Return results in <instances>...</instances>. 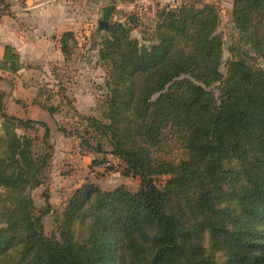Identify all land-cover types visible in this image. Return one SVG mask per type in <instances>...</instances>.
Here are the masks:
<instances>
[{
	"label": "trees",
	"instance_id": "trees-1",
	"mask_svg": "<svg viewBox=\"0 0 264 264\" xmlns=\"http://www.w3.org/2000/svg\"><path fill=\"white\" fill-rule=\"evenodd\" d=\"M233 18L239 42L226 73L214 2L161 6L147 42L133 35L142 25L137 8L102 23V117L43 85L45 99L34 102L50 113L67 109L80 153L110 152L124 176L140 178L136 192L76 188L57 235L45 234L47 209L32 196L51 156L37 149L36 125L46 128L43 145L48 127L8 113L0 91V264H264V68L253 63L264 60V0H233ZM60 43L66 62L51 73L61 89L72 80L67 62L78 40L67 31ZM0 65L16 72L19 55L8 47ZM168 139L188 157L171 159ZM98 157L93 164L104 163ZM161 176H170L163 186Z\"/></svg>",
	"mask_w": 264,
	"mask_h": 264
},
{
	"label": "crops",
	"instance_id": "crops-1",
	"mask_svg": "<svg viewBox=\"0 0 264 264\" xmlns=\"http://www.w3.org/2000/svg\"><path fill=\"white\" fill-rule=\"evenodd\" d=\"M137 1L3 0L5 11L0 15V63L4 61L6 50L10 47L19 55L20 69L13 72L2 68L0 65V88L6 91L4 102L9 108L8 113L43 122L48 127L46 144L43 146L53 152L50 163L52 175L57 173L58 168L62 166L61 161L55 155L58 152H63V158H65L72 152L80 153V138L75 133L69 132L72 124V117L69 113L65 110L50 113L42 105L35 103L34 100L43 101L45 99L42 87L47 81L49 82L48 86L54 88V92L60 90L71 100L73 98L72 105L79 112L95 114L92 108H94L97 98L95 90L87 85L86 78L95 77L96 71L89 67V69H83V64L87 61L86 55L90 53V48L99 58L100 41L94 42L96 40L94 34L96 22L101 29L102 22L107 21L106 17L108 16L124 20L129 12L137 8ZM155 1L161 7L179 4L182 0L175 2L172 0ZM67 31L75 33L78 47L76 53L67 62L72 70V80L65 82L63 84L64 89H60L51 70L52 65H64L66 62L60 39ZM139 34V28L134 29L133 35L139 38ZM98 35H100L101 40V34ZM82 42L86 47L85 52H80L83 49ZM93 42L96 45L91 46ZM57 98L51 102L54 106H58L59 99ZM36 126L38 128V142L43 144L42 139L46 128L40 123ZM64 128L68 131L65 132ZM80 156L85 161V165L86 156L91 157V154ZM92 156L91 160L96 157ZM64 184L65 181L61 185ZM49 190L51 196L49 203L54 205L53 199L56 200V196L60 195L61 190L58 191L56 185H50Z\"/></svg>",
	"mask_w": 264,
	"mask_h": 264
},
{
	"label": "rangeland",
	"instance_id": "rangeland-1",
	"mask_svg": "<svg viewBox=\"0 0 264 264\" xmlns=\"http://www.w3.org/2000/svg\"><path fill=\"white\" fill-rule=\"evenodd\" d=\"M175 1L176 0H172V2ZM207 1L214 2L218 7L219 21H220L218 31L222 33L224 38L223 59H222L223 63L221 66V71L223 73H226L227 63L231 58L230 47L233 44H237L239 42V31L235 26V22L233 18V0H207ZM99 18L102 17L99 16ZM106 20L109 22V21H116L119 19L118 18L114 19L113 16H108L106 17ZM140 20L142 24L145 25L141 26V28L138 27L140 30V34L138 36L142 42H147L145 39L150 37L149 32L153 26L146 25V21L143 19ZM95 26L96 27L94 29V34L96 40L94 42L98 43L99 41H101L99 38L100 35L98 34H101V36H103L106 31L103 28L100 29L99 24H97V22ZM94 42L92 43L91 46L96 45L94 44ZM83 44L84 42H82L83 49L80 52H85L86 47ZM91 55L92 56L94 55V57H91ZM86 57H87V61L85 62V64H83V69L90 68L96 71L95 77H91L89 79L86 78V80L88 81L87 85L91 89L95 90V94L97 98L94 108H92L93 112L96 115L95 114L93 115L97 117H102L103 100L105 98V90H104L105 87L103 86H104L107 70L105 66L102 64L100 58L96 57L92 48H90V53L87 54ZM253 63L264 68V60L262 58H256V60H254ZM45 83H47V81L44 82V84ZM213 89L215 91L216 96L218 97L219 90L217 88H213ZM0 91L4 92V97H5L6 91L2 90L1 88ZM3 104L5 105L6 111L8 112L9 108L7 107L4 100H3ZM64 110L68 113L66 108L63 109V111ZM37 146H38L37 149L44 151L43 144L37 142ZM167 150L168 151L171 150V152H169V157L175 161H180L181 159H185L188 157V152L185 149L180 148L179 145L176 144L175 140L173 141L168 139L166 141L165 151ZM40 153H45V152H40ZM46 153L51 154L49 159V164H50L52 162L53 152H46ZM63 155H64L63 152H58V154L55 155L62 163V166L61 168H58L57 173L52 175L49 165V167L46 170L45 182L32 191L34 203L36 204L37 208L40 210L47 209V212L43 216L44 232L47 236H53L58 234L57 222L59 220L61 212L63 211L64 201L67 200V198L73 193V191L76 188L80 187L82 184L87 182H92L99 185L103 189H114L120 185H124L133 192H136L137 190L140 189V178L137 176H129V177L124 176L123 174L124 168L122 165V161L110 152L103 155L92 153L91 157L86 156L85 165H84L85 161L80 156L82 154H80L79 152H72L71 155H68L65 158H63ZM92 155L96 157L99 156L98 158L104 160V163L99 165L93 164L94 159L91 160V158H93ZM103 156H105V159ZM89 162L92 164H90ZM169 178L170 176H161L157 179V183L163 186L166 184ZM64 181L65 184L61 185L62 183H64ZM50 185L52 186L56 185L57 190L58 191L61 190V192L59 196L58 195L56 196V200L53 199L54 205L49 203V207H48L46 198L48 199L49 202V198L51 197L49 190Z\"/></svg>",
	"mask_w": 264,
	"mask_h": 264
},
{
	"label": "built area",
	"instance_id": "built-area-1",
	"mask_svg": "<svg viewBox=\"0 0 264 264\" xmlns=\"http://www.w3.org/2000/svg\"><path fill=\"white\" fill-rule=\"evenodd\" d=\"M160 6L155 0H138L137 10L140 18L146 21V25L154 26L158 20ZM5 11V4L0 0V15ZM113 157V156H112Z\"/></svg>",
	"mask_w": 264,
	"mask_h": 264
},
{
	"label": "water",
	"instance_id": "water-1",
	"mask_svg": "<svg viewBox=\"0 0 264 264\" xmlns=\"http://www.w3.org/2000/svg\"><path fill=\"white\" fill-rule=\"evenodd\" d=\"M102 23H104V22H102Z\"/></svg>",
	"mask_w": 264,
	"mask_h": 264
}]
</instances>
